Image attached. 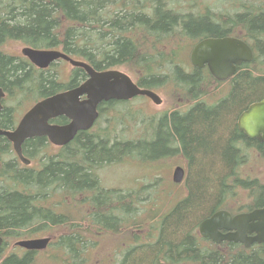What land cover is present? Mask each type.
Returning <instances> with one entry per match:
<instances>
[{"label":"trees","instance_id":"16d2710c","mask_svg":"<svg viewBox=\"0 0 264 264\" xmlns=\"http://www.w3.org/2000/svg\"><path fill=\"white\" fill-rule=\"evenodd\" d=\"M237 1L222 0L220 9L198 0H0V86L12 96L13 89L22 93L27 85L38 97H47L65 86L56 83L54 73L32 74L26 61L2 51L1 45L8 40L36 49L63 48L96 69L135 68L140 87L155 90L163 86L183 97L178 107L168 108L155 118L141 116L143 132L121 139H112L110 133L114 135L118 126L113 120L132 116L116 110V105L127 101L107 103L102 110H107L114 130L104 135L95 133V127L80 131L71 146L37 173L17 168L13 159L1 160L0 236L4 243L0 246V264H34L42 251L22 255L18 251L6 254L5 250L9 240L32 238L44 229V223L67 224L51 243L56 244L57 255L77 258L78 253H84L83 243L88 235L92 238L93 231L85 229L88 233L84 235L77 226L80 220L71 218L74 212L65 217L59 212L61 206L51 204L46 209L37 205L48 191L61 193L57 204L62 207L63 199L77 208L83 199L91 201L98 219L106 224L113 221L108 211L117 208V221H123L125 195L118 191L109 198L94 171L107 162L126 161L132 149L152 159L151 164L183 156L189 164L187 194L171 203L169 212L153 215L150 228L142 215L132 217L131 231L141 234L134 238L130 234L132 245L126 256L113 264H264V244L247 249L233 242L216 243L199 231L200 223L222 208L233 211L264 206V182L244 172L252 156L264 158V142L250 139L237 127L238 116L264 98V0ZM226 36L249 43L254 52L252 61L237 66L234 76L226 81L215 79L208 69L191 67L190 51L197 42ZM78 76L87 77L83 68L75 70L74 78ZM186 109L187 113L180 112ZM2 116V127L11 126L15 120L9 109ZM153 122L157 125L154 132ZM140 136L154 139L130 141ZM9 142L0 136L1 154L10 153ZM27 142L32 152L44 138ZM154 183L137 189L153 195L151 203L142 196L135 197L137 190L131 192V211L162 206L157 202L158 181ZM234 189L237 197L239 190L247 192L244 196L249 203L235 202ZM230 199L236 208L229 206Z\"/></svg>","mask_w":264,"mask_h":264},{"label":"water","instance_id":"95a60500","mask_svg":"<svg viewBox=\"0 0 264 264\" xmlns=\"http://www.w3.org/2000/svg\"><path fill=\"white\" fill-rule=\"evenodd\" d=\"M22 54L42 68L64 58L73 66L83 68L88 75L81 85L37 102L25 113L15 129L0 128V136L6 137L13 144L14 151L25 164L31 162L22 154L26 140L47 137L56 145L68 144L79 131H87L94 126L99 117L98 106L104 101L131 100L138 96H146L156 104L163 101L157 92L140 87L128 73L119 69L98 71L89 62L76 60L56 49L25 46ZM253 56V49L245 40L226 36L200 40L193 47L190 59L196 67L207 66L215 79L226 81L234 76L237 66L252 61ZM4 96L5 92L0 87V110L3 108ZM59 116H65L70 123L61 126L49 122ZM238 127L250 139L264 140V98L252 103L240 115ZM185 174L184 167L177 166L173 172V181L182 182ZM199 231L202 237L217 243L230 241L244 243L246 247L254 243L263 244L264 207L234 216L227 210H219L200 223ZM52 240L51 236L23 238L16 240L14 245L29 251H41L47 249ZM3 243L4 237L0 236V246Z\"/></svg>","mask_w":264,"mask_h":264},{"label":"rangeland","instance_id":"374dc122","mask_svg":"<svg viewBox=\"0 0 264 264\" xmlns=\"http://www.w3.org/2000/svg\"><path fill=\"white\" fill-rule=\"evenodd\" d=\"M209 2L211 6H216L222 9L223 2L222 0H198V2ZM195 2V1H194ZM235 2H238L235 0ZM182 7H188L189 5H181ZM219 12V11H218ZM25 47V44L18 40H8L5 43L1 45V50L4 51L7 54L16 56V57H22V49ZM31 47V46H30ZM191 52V51H190ZM29 60V59H28ZM30 61V60H29ZM31 62V61H30ZM56 69L58 70L59 79L61 81L67 80V74L70 70V67H67L66 64H64L63 61L56 63L54 65ZM120 69L126 73H128L131 77H133L134 80L138 79V76H136V71L134 69H131V71L124 66H121ZM133 72V73H132ZM213 88V87H212ZM211 88V90H213ZM16 90V89H15ZM155 91L161 96L162 103L156 104L151 99H149L146 96H139L136 98L131 99L130 101H127L126 103L116 105V110L120 111L119 114H122L123 112L125 114H132V116H127V118H124L123 116L121 119H115L113 120V123H116L118 126H116L115 134H111L109 131L112 130L111 127H113V123L111 122V119L109 117L108 112L104 111L102 115V118L98 121L99 123L96 125L94 132L104 135L106 132L110 133L112 136L111 138H120L123 136L130 137L133 135H139L141 134V129L144 130V127H140L142 124V121H140V118H147V117H154L158 116L160 112L171 108L172 107H178L176 104L178 102L181 104L183 102V97L180 94H172L171 90L169 88H165L163 86L160 87V89H155ZM40 98L34 91V89L30 88L29 85L23 89V92L21 91H15L10 93V95L7 98V105L12 108L13 110V116L20 120V118L23 116V114L36 102V100ZM114 109V108H113ZM109 110V109H108ZM110 112V111H109ZM135 116V118L133 117ZM110 122V123H109ZM157 125L153 122L152 123V132L153 129H156ZM141 128V129H140ZM114 130V129H113ZM112 130V131H113ZM150 137L140 136L136 141H133V138L126 139L125 141H132V142H149L153 140L154 138L150 139ZM121 139V138H120ZM48 152V150H46ZM60 152V150H59ZM53 153V152H51ZM13 154H5L0 159L3 161H9L12 159ZM127 160H120L118 162L117 160H114L112 164L110 162L102 164V167L99 169V174L101 176V182L102 185L105 188H116L121 189L125 192L126 191H136L142 185L144 184H152L156 181L158 192L160 195L158 196L157 202L161 204L162 206L158 208H149L147 210H139V208H133L132 211L129 213H132V217H136V219L142 215L143 219H145V226L148 224L150 226V219L153 215H162L171 209V203L172 205L177 203L178 199L183 198L187 194V188L185 185V181L181 184L175 183L172 179L173 170L174 168L183 162L182 156H175L170 157L169 160H166L164 163L162 161H157L152 166L150 158H147L141 154L139 150H133L129 152V154L126 155ZM251 158V156L249 155ZM255 158V159H254ZM160 162V163H159ZM244 172L251 173L252 177L258 178L261 182H264V158H257L255 156H252V159L250 162L244 166ZM155 169V170H153ZM159 178V180H157ZM173 182L170 183V182ZM141 188L139 191L137 190L135 197L142 196V199H145L146 203L153 202L152 198L153 195L148 194L144 189ZM154 189V187L152 188ZM49 192V193H48ZM47 193H44V195L48 194L47 200H46V206L50 207L52 205L54 206H61L59 212L63 215L68 216L69 211L74 212V214H71V218L79 219V216H81L80 208L78 207H72L68 202H65V200H62V203L65 204V206L62 207L61 204H57L61 201L60 194L56 192L55 190L48 191ZM232 194L236 197L234 198V201L240 202V204H246L249 202V200L246 198L247 192L243 190H239V196L237 197V189H234L232 191ZM52 195H55L52 197ZM232 196V197H234ZM244 196V197H243ZM231 197V195H229ZM44 200V199H43ZM133 200V199H132ZM232 201L231 199L228 201ZM134 202V201H133ZM166 202V203H165ZM52 204V205H51ZM229 205V203H228ZM150 206V205H149ZM231 208H234L236 206H233V201L230 203ZM47 209V208H46ZM44 223L43 230H41L38 234L35 236H42L47 235L51 236L53 240H57V237L62 234L67 229V224H59V225H46ZM150 228V227H149ZM102 233L99 235H95L94 238H92V242L90 239V236H87V240L84 245V253L77 255L76 257H67L64 254L57 255V249L56 244H53L51 247H48V249L40 252V254L37 256V259L35 260L34 264H113V252H114V246L117 245V243L123 242L124 240L131 239V233L132 238L134 236H139L141 232L138 230H134L133 232H128L126 234L124 232L123 227L118 228V232H115L116 234H111L108 230L101 231ZM146 232H149L147 230ZM88 232H86L87 234ZM143 239H146L145 237H140ZM99 239V241H98ZM16 239L9 240V243L6 247L5 253H13V252H22V248L16 247L14 245V242ZM68 251V250H67ZM95 252V253H94ZM94 253V255H92ZM57 255V257H56ZM94 256V257H93ZM120 262V261H118ZM116 263V262H115Z\"/></svg>","mask_w":264,"mask_h":264},{"label":"flooded vegetation","instance_id":"af4514ba","mask_svg":"<svg viewBox=\"0 0 264 264\" xmlns=\"http://www.w3.org/2000/svg\"><path fill=\"white\" fill-rule=\"evenodd\" d=\"M230 37H235V36H230ZM237 38V37H236ZM56 50H60V51H62V52H64V53H66V54H68L70 57H72V58H74V59H76V60H84V59H81V58H79V57H77L76 55H73V54H70V53H67L66 51H64V49L63 48H56ZM19 58H21L22 60H24V61H26V63L28 64V66H29V68H30V70H31V73L32 74H34V73H36V74H41L43 71H50L51 73H54V77H55V79H56V83H58L59 85H64L65 86V88H63V89H60L59 91H57V92H55V93H53V94H51V95H49V96H52V95H54V94H56V93H60V92H64V91H68V90H70V89H73V88H75V87H77V86H79V85H81L87 78H88V75H87V77L85 78L84 76H81V77H77L76 79L74 78V76H75V70L76 69H78V67H75V66H73L72 64H71V62L69 61V60H67V59H64V58H59L58 60H56V61H54V62H52L51 64H50V66H48V67H46V68H42V67H39L38 65H36V64H33L32 62H30L29 60H28V58H26L25 56H23L22 55V57H19ZM61 61H63L64 62V64H66L67 65V67H70V70H69V72H68V74H67V80L66 81H61L60 79H59V73H58V70L56 69V67L54 66L56 63H59V62H61ZM84 61H86V60H84ZM88 62V61H87ZM190 63H191V61H190ZM191 65V67H193V68H195L196 66H194L192 63L190 64ZM94 67V66H93ZM95 68V67H94ZM199 68V67H198ZM96 69V68H95ZM110 69H117V68H110ZM200 69H208V67L206 66V67H204V68H200ZM96 70H98V71H103V70H108V69H96ZM208 71H209V69H208ZM86 72V71H85ZM210 72V71H209ZM87 74V73H86ZM211 74V73H210ZM83 75V74H82ZM74 79L76 80V82L75 83H72L73 81H74ZM0 87H2V86H0ZM2 89L4 90V92H5V96H4V98H2V105H3V108L0 110V128H2V129H6V130H13V129H15V127L19 124V122H20V120H21V118L25 115V113L33 106V105H35L37 102H39L40 100H43L44 98H47V97H49V96H47V97H40V98H38L37 100H36V102L23 114V116L20 118V120H17L14 116H13V110H12V108H10L8 105H7V103H6V101H7V98H8V96L10 95V91H7L4 87H2ZM17 90V89H16ZM15 89H13L12 90V92H15L16 91ZM85 98V96H83L82 97V99H84ZM150 99V98H149ZM116 101H130V100H109V101H104V102H102L99 106H98V111H99V117H98V119L96 120V122H95V124H94V126L91 128V129H89V130H87V131H91L94 127H96V125L99 123L98 121L102 118V115H104L103 114V111H106L105 109L104 110H102L103 109V106H105L107 103H109V102H116ZM105 107H107V106H105ZM110 108V106H108V108L107 109H109ZM6 109H9L10 110V113H11V115H12V117H13V120H14V122H12V124H11V126H8V127H2L1 125H2V122H3V116H2V113L3 112H5L6 111ZM5 110V111H4ZM187 109L186 110H183V111H180L181 113H187ZM7 112H9V111H7ZM7 112H6V114H7ZM244 112V111H243ZM242 112V113H243ZM241 113V114H242ZM240 114V115H241ZM240 115L238 116V119H237V127H238V121H239V117H240ZM51 124H55V125H61V126H64V125H67V124H69L70 123V120L68 119V118H66L65 116H59V117H56V118H53V119H51L50 121H49ZM238 129H239V127H238ZM239 131H240V129H239ZM80 132V131H79ZM79 132L77 133V135L76 136H78V134H79ZM243 133V132H242ZM75 136V137H76ZM34 138V137H33ZM32 138V139H33ZM42 138H44V143L42 144V145H40L38 148L36 147H34V149L32 150V152H30V150H28V140H26L25 142H24V144H23V146H22V154H23V156H25L26 158H28L31 162L29 163V164H25L21 159H20V157H19V155L14 151V148H13V144L11 143V142H9L10 144V146H11V150H10V153L11 154H13V157H12V159H13V161H14V163H15V165H16V167L17 168H19V169H28V170H32V171H34L35 173H37V172H39V171H41V170H43V168H44V166L46 165V163H48V161L51 159V158H56V157H58V155H60L61 153H62V150H64L65 148H66V146H68V145H70L71 146V144L74 142V140H75V138L71 141V142H69L68 144H65V145H56V144H54L53 142H51L47 137H42ZM255 140H257L258 142H264V140L263 141H260V140H258V139H255ZM46 150H48V152L46 151ZM59 150H60V152H59ZM51 152H53V153H51ZM5 155V154H4ZM3 157V154H1L0 153V159ZM182 158H183V162L182 163H180L179 165H177V166H183L184 167V169H185V178H184V180L182 181V182H180L181 184L185 181L186 182V180H187V178H188V175H189V164H188V162L186 161V159L182 156ZM111 163V162H110ZM176 166V167H177ZM175 167V168H176ZM101 167L100 166H98L97 168H96V171H94V174L97 176V178H98V182H100V186L103 188V189H105V191H107L108 193H109V198L110 197H115L119 192L118 191H121V193L122 194H124L125 195V197H124V201H125V204L127 205L126 206V212L124 213V220L123 221H117V219H118V213H117V208H115V209H113L111 212H109L108 210H106V211H108V213L113 217V221L111 222H109L108 224H106V223H104L103 221H101L100 219H98V216L96 215L97 214V208H96V206H93V205H91V201H85V199H83V201H82V203H80V205H79V208H80V212H81V216H79V222H78V224H77V226L81 229V230H83V234L84 235H86V233H85V229H91L92 231H93V233H94V235L92 236V238H94L95 237V234L97 235V234H101L102 232H101V230H108L111 234L113 233V234H116L115 232H114V230L115 229H118V228H121V227H123V229H124V232L126 233V234H128V232L129 231H131V225H132V214H130L129 212L131 211V205H132V202H133V200H132V193H131V191L129 190V191H126L125 190V192L123 191V190H121V189H116V188H105L103 185H102V182H101V176H100V174H99V169H100ZM174 168V169H175ZM174 171V170H173ZM172 178H173V175H172ZM173 180V179H172ZM153 185L152 186H155V184L156 183H152ZM177 184H179V183H177ZM116 191H117V193H116ZM46 197H48V194L47 195H45V199L44 200H40V201H37L36 202V204L37 205H40V206H42V207H44V208H47V209H49L47 206H46V200H47V198ZM86 197V196H85ZM120 198V197H119ZM120 201V200H119ZM239 203V202H238ZM249 203V202H248ZM248 203H246V204H248ZM261 207H264V206H261ZM261 207H254V208H252V209H239V210H233V211H231V210H227V209H224V208H222V209H224V210H227V211H229L233 216L234 215H236V214H239V213H243V212H249V211H252V210H254V209H257V208H261ZM236 208V207H235ZM222 209H220V210H222ZM145 210V209H144ZM143 211V210H142ZM219 211V210H218ZM217 212V211H216ZM102 213H104V212H102ZM214 214V213H213ZM213 214H211V215H213ZM210 215V216H211ZM98 230V231H97ZM223 232H226V231H223ZM45 236H47V235H42V236H33L32 238H38V237H45ZM92 238H90L91 239V241H92ZM206 239H208V238H206ZM99 240V239H98ZM209 240H211V239H209ZM55 240H52V242L51 243H53ZM142 241V240H141ZM211 241H213V240H211ZM92 242H96V241H92ZM215 242V241H214ZM223 242H230V241H223ZM223 242H221V243H223ZM51 243H50V245H51ZM217 243V242H216ZM233 243H237V242H233ZM238 244H241V245H243L245 248H247V249H251V248H256V247H258L259 245H262V244H258V243H254V244H252L251 246H249V247H246L245 246V244L244 243H238ZM264 244V243H263ZM131 245H132V240L131 239H128V240H124L123 241V243H121V245H119V247L118 248H116V249H114V252H113V259H111L113 262H116V261H122L123 260V258L126 256V251L131 247ZM20 248H22V247H20ZM22 255L24 254L25 255V253L27 252V251H29V250H26L25 248H22ZM95 253V252H94ZM94 253H92V255H94ZM94 257V256H93Z\"/></svg>","mask_w":264,"mask_h":264},{"label":"bare ground","instance_id":"6f19581e","mask_svg":"<svg viewBox=\"0 0 264 264\" xmlns=\"http://www.w3.org/2000/svg\"><path fill=\"white\" fill-rule=\"evenodd\" d=\"M25 46H29V45H25ZM23 56H25V55H23ZM26 57V56H25ZM26 58H28V57H26ZM166 156V155H165Z\"/></svg>","mask_w":264,"mask_h":264}]
</instances>
